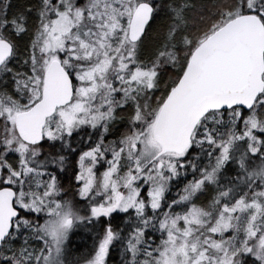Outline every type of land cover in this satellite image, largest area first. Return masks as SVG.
Listing matches in <instances>:
<instances>
[{
  "label": "snow or ice",
  "instance_id": "obj_1",
  "mask_svg": "<svg viewBox=\"0 0 264 264\" xmlns=\"http://www.w3.org/2000/svg\"><path fill=\"white\" fill-rule=\"evenodd\" d=\"M0 264H264V0H0Z\"/></svg>",
  "mask_w": 264,
  "mask_h": 264
},
{
  "label": "trees",
  "instance_id": "obj_2",
  "mask_svg": "<svg viewBox=\"0 0 264 264\" xmlns=\"http://www.w3.org/2000/svg\"><path fill=\"white\" fill-rule=\"evenodd\" d=\"M77 242H79V239L77 240Z\"/></svg>",
  "mask_w": 264,
  "mask_h": 264
}]
</instances>
